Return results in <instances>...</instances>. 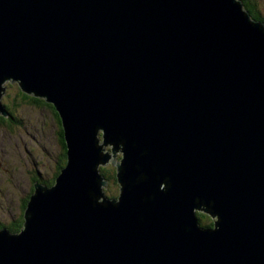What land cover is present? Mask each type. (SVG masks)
Returning a JSON list of instances; mask_svg holds the SVG:
<instances>
[{"label":"water","instance_id":"water-1","mask_svg":"<svg viewBox=\"0 0 264 264\" xmlns=\"http://www.w3.org/2000/svg\"><path fill=\"white\" fill-rule=\"evenodd\" d=\"M6 79L53 103L66 164L0 264H264V24L240 2L0 0Z\"/></svg>","mask_w":264,"mask_h":264},{"label":"rangeland","instance_id":"rangeland-1","mask_svg":"<svg viewBox=\"0 0 264 264\" xmlns=\"http://www.w3.org/2000/svg\"><path fill=\"white\" fill-rule=\"evenodd\" d=\"M254 1L264 16V0ZM1 86L4 89L0 102L9 104L11 115L17 120H11L10 124L0 122V223L13 225L11 223H15L20 213V199L31 193L34 174L38 173L40 180L45 181L52 176L59 146L55 136L56 120L51 110L21 101L17 96L18 82L14 79L3 80ZM100 133L103 134L101 129ZM99 140L101 144L102 138ZM104 148L112 156L111 146ZM120 154L116 153L115 161ZM111 156L100 167L114 166ZM106 197L113 198L108 193ZM205 221L208 223L207 219Z\"/></svg>","mask_w":264,"mask_h":264},{"label":"trees","instance_id":"trees-1","mask_svg":"<svg viewBox=\"0 0 264 264\" xmlns=\"http://www.w3.org/2000/svg\"><path fill=\"white\" fill-rule=\"evenodd\" d=\"M242 4H243V8L247 10V12L250 14V17L255 19V20H259L261 22L264 23V16L260 13V11L257 9L256 3L254 0H241ZM17 96L18 98L23 101L25 104H29L32 105L34 104V106L37 107H47L51 110V112L53 113L55 120H56V141L58 143L59 146V153L57 154V158H56V162H55V166H54V170H53V174L52 176L48 179V180H40L39 177L40 175L33 176V178H31V193L33 192V184L35 182H42L45 185H52L54 183V179L55 177L58 175V173L60 172V169L65 166L66 164V145H65V140H64V136H63V128L60 122V118L58 115L57 110L55 109L53 103L51 102H47L45 100V98H41V97H37L34 96L32 94H28L26 92H23L19 87L17 89ZM2 104L6 110L7 115H9V117H7V115H2L0 114V122L5 123V124H10L11 120L14 119V117L11 115L12 109L9 107V104H6L3 102L2 100ZM14 121H17L16 119H14ZM116 168L114 166H107V167H100V173L107 178L108 180V187L105 189V194L107 195V193L109 194L110 197H117L118 193H119V184L117 183L116 180ZM38 177V178H37ZM30 193V194H31ZM29 194V195H30ZM29 195L25 196L24 198L20 199V213L18 215L17 220L15 221V223H11L13 225H4L2 223H0V228H7L9 231L11 232H18L22 226L23 223V210L27 204V201L29 199ZM196 216L199 220V223L202 226H206V227H212L213 226V222L214 219L208 215L207 213L201 212V211H196ZM205 219L208 220L205 221Z\"/></svg>","mask_w":264,"mask_h":264},{"label":"bare ground","instance_id":"bare-ground-1","mask_svg":"<svg viewBox=\"0 0 264 264\" xmlns=\"http://www.w3.org/2000/svg\"><path fill=\"white\" fill-rule=\"evenodd\" d=\"M237 2H240L241 4H242V2H241V0H236ZM242 8H243V4H242ZM244 9V8H243ZM249 14V13H248ZM250 16V15H249ZM251 18V17H250ZM251 20H255V19H253V18H251ZM255 21H257V22H259V23H261V24H264L263 22H261V21H259V20H255ZM100 141V140H99ZM5 228V227H4Z\"/></svg>","mask_w":264,"mask_h":264},{"label":"flooded vegetation","instance_id":"flooded-vegetation-1","mask_svg":"<svg viewBox=\"0 0 264 264\" xmlns=\"http://www.w3.org/2000/svg\"><path fill=\"white\" fill-rule=\"evenodd\" d=\"M204 227H206V226H204Z\"/></svg>","mask_w":264,"mask_h":264}]
</instances>
